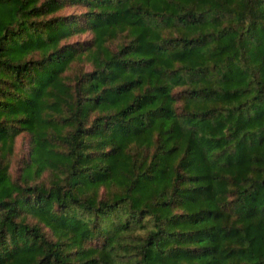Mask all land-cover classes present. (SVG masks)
Instances as JSON below:
<instances>
[{
  "label": "trees",
  "instance_id": "obj_1",
  "mask_svg": "<svg viewBox=\"0 0 264 264\" xmlns=\"http://www.w3.org/2000/svg\"><path fill=\"white\" fill-rule=\"evenodd\" d=\"M0 264H264V0H0Z\"/></svg>",
  "mask_w": 264,
  "mask_h": 264
},
{
  "label": "rangeland",
  "instance_id": "obj_2",
  "mask_svg": "<svg viewBox=\"0 0 264 264\" xmlns=\"http://www.w3.org/2000/svg\"><path fill=\"white\" fill-rule=\"evenodd\" d=\"M16 146L17 153L15 156V161L13 163V170L17 168V159L28 151V137H26L24 134L19 135L17 138Z\"/></svg>",
  "mask_w": 264,
  "mask_h": 264
}]
</instances>
